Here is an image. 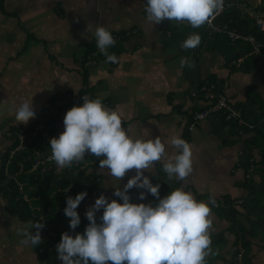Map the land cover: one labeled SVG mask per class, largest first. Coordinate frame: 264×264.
<instances>
[{"label": "crops", "instance_id": "crops-1", "mask_svg": "<svg viewBox=\"0 0 264 264\" xmlns=\"http://www.w3.org/2000/svg\"><path fill=\"white\" fill-rule=\"evenodd\" d=\"M257 1L260 4V0ZM232 2H244L245 7H252L249 0ZM89 24H102L113 36H124L123 50L114 52L119 58L117 62L99 59L92 52L95 45L97 53L101 50L96 37L88 30ZM192 33V25L186 20L165 18L159 23L148 20L146 0H0V264H48L43 248L49 241L45 232H41L39 243L33 248L23 247V234L19 229L35 219L21 221L10 205L11 198L1 190L7 185L3 173L4 151L13 145L14 133L32 127L43 109L56 102L69 103L81 96L82 100L100 97L105 107L121 115L122 127L134 139L160 136L166 146L165 154L143 170L153 184L155 178H159L160 198L179 187L191 192L198 201L209 203L210 197L221 203L228 195L237 200L235 207L240 213H243L242 200L253 206L252 199L261 195V191L257 193L256 190H261L264 173L250 176L260 178L250 190L241 184L244 173L238 165L249 158L260 159L252 144L255 133L223 123L220 116L209 117L190 130L189 118L190 113L206 105L199 89L215 78L218 84L223 82L221 85L229 102L233 106L242 105L252 122V110L256 107L248 104L247 91L251 86L257 95L264 96V77L263 88L256 81L264 71H253L249 75L232 73L231 57L226 58L213 50L207 40L209 34L198 46L183 48L182 42ZM89 53L91 58L87 63ZM181 57H187L191 66H182ZM32 94L37 112L27 121L19 120L15 114L16 105ZM57 129L61 133L64 123ZM174 136L184 138L192 152L193 170L182 180L175 175L170 178L163 168L178 151L171 144ZM51 153L49 149L47 154ZM103 158L86 151L77 168L69 170L70 166L61 167L56 161L53 164L55 173L75 169L82 171L85 177L96 178L95 184L85 189L87 196L77 206L81 221L87 220L85 212L101 194L108 197L109 202L116 199L122 203V199L114 195V188L123 189L128 179L136 174L135 169H130L123 177H115L95 162ZM88 159L91 160L88 162ZM83 160L85 163L80 166ZM15 179L21 182L18 177ZM127 191L134 203L154 206L159 199L147 189L136 186ZM140 192H145L143 200ZM65 207L66 204L58 206L53 212L57 217L50 223L52 229L58 234L68 231L73 236L76 232L83 233L70 228L71 218L65 215ZM102 212L103 208L95 213L98 223ZM241 217L245 216H238L242 222ZM212 220L213 227L209 230L213 234L228 226L213 210ZM30 231L34 234L35 227ZM225 236L229 242L234 241L232 235L226 233ZM225 246L231 247L230 244ZM258 246L253 243L252 264H264V261H256ZM259 251L263 252L260 248Z\"/></svg>", "mask_w": 264, "mask_h": 264}, {"label": "clouds", "instance_id": "clouds-1", "mask_svg": "<svg viewBox=\"0 0 264 264\" xmlns=\"http://www.w3.org/2000/svg\"><path fill=\"white\" fill-rule=\"evenodd\" d=\"M225 0H146L147 19L155 23L163 19L189 22L199 27L209 21L224 7ZM88 30L96 37L98 48L106 60L117 62L116 54L109 52L115 38L102 24H89ZM199 33L190 34L183 42V48H194L201 42ZM189 64L187 57H181V65ZM31 97L23 98L15 108L19 120L27 121L37 112ZM64 130L50 139L53 158L61 167L71 166L74 160L84 159L86 151L96 156L100 168H107L112 175L121 178L127 170L136 174L123 186L114 188V195L122 203L104 194L85 212L89 223L83 233L74 236L68 231L61 233L56 245L62 264H206L211 252L210 227L213 223L211 204L198 201L191 192L182 188L171 190L160 198V184H153L143 170L165 154V144L160 136L154 139H134L122 127L121 115L104 106L100 97H84L82 105H74L64 116ZM171 144L178 149L176 155L164 163L163 168L171 178L181 180L193 170L192 152L189 143L180 136H174ZM141 177H143L141 179ZM136 186L147 189L158 202H131L128 189ZM87 196L81 191L75 197L66 198L64 213L70 217L69 226L75 229L81 222L77 206ZM141 200L145 192H140ZM103 208L97 222L95 213ZM41 220L29 221L19 231L23 234L21 243L32 248L42 239ZM35 227L33 234L30 231Z\"/></svg>", "mask_w": 264, "mask_h": 264}, {"label": "trees", "instance_id": "trees-1", "mask_svg": "<svg viewBox=\"0 0 264 264\" xmlns=\"http://www.w3.org/2000/svg\"><path fill=\"white\" fill-rule=\"evenodd\" d=\"M226 1L227 6L225 10L214 18L215 25H227V30L229 31H235L236 33L243 36H254L255 39L260 42V54L254 51L253 45L250 42L240 39L231 41L226 32L210 35V39H207L209 44H212L213 50L217 51L222 56L226 58L231 57L229 65L230 71L232 73L248 74L253 71H264V30L257 28L253 17H251L247 11L240 7V4H246L244 3L246 1L241 2L240 4L237 2L233 3L232 0ZM255 11L257 13H264V0H260V4L255 8ZM192 29L193 33H199L201 35V41L208 37L206 23L199 27L192 26ZM113 37H118V39L115 40L114 45L109 47L110 52L112 51L119 53L123 50L122 45L124 42V36L121 37L119 35H114ZM96 51L97 48L95 45V48L92 52H95L96 56H99V59H106V56L103 52L98 51L97 53ZM90 54L91 53H89V55ZM90 58L91 55L87 59V63ZM209 81L210 82L206 83L205 85L215 84L216 86H220L218 91L224 92V88H222L223 86L221 85L223 84L222 81H220V84H218V80L215 78H211ZM80 94L83 95L82 92ZM247 95L248 104L256 107L252 110V122H250L246 117L244 113L245 109L242 105H237L234 107L240 110L242 119L247 124V126H243L241 128L239 127L238 129L255 133V136L252 137V144L254 148L258 150V154L260 156L258 161L253 158H249L247 162L238 165L239 167L241 166V169L244 173V179L242 181L243 183H241L242 186H246V188L252 190L253 181L250 179V176L257 172L264 173V99L257 95L254 88L251 86L248 88ZM79 98L81 101H83L82 96ZM74 103L75 99L67 103L66 108L73 107ZM59 116L63 117L64 115L60 114ZM190 120L191 118H189V121ZM221 120L223 123L227 122L222 117ZM233 126L236 127V125ZM18 157H21V154ZM90 160L91 159H88V162ZM95 162L99 163V160H96ZM84 163L85 160L80 163V166ZM16 169V166L13 165L12 171H15ZM29 169L30 164H27L26 171ZM81 172L82 171L76 172L75 169H73L68 172L64 171L62 173H55L53 168L48 170L47 168L39 167L35 173L29 174V176L28 174L23 173L18 177V179L21 182L26 183L25 191L28 193L29 197L34 199V197L39 196L41 200H43L41 202L33 201L31 205L44 206L43 209L47 211L48 208L55 210L58 206L66 204V198L68 196L75 197L77 193L95 184V177H85ZM159 172L162 171L159 170ZM159 174L162 175L161 173ZM158 181H160L159 178H155L154 184H157ZM260 184L261 195L252 199L253 206H249L245 201L242 200L240 206L241 209H243V213H240L239 209H236L235 207L237 205V200L230 199L228 195L223 197V201H221V203L217 199H215L216 204L213 205L210 203L212 210L218 215L220 219H224L228 223V226L217 234L210 232V247L211 252L214 255L206 257V264L212 263L214 260H219V258H221L219 248L228 244H230L231 247H237L240 245L238 251L243 250L242 261L240 264H252L253 256L251 255V250L253 243H257L260 246V249L264 252V180H262ZM66 186H69V190H66ZM58 188L60 190H58ZM1 190L5 191L7 196L11 198L10 205L14 209V214H16L21 221H26L28 219H35V221L40 220L38 218V211L31 210L29 204L24 201L20 200L17 202L15 200V198L19 197L15 182L12 181L7 183L6 187H3ZM239 215L245 216L243 218L248 222V224H250L249 227H246L241 221L238 220ZM56 217L57 214L48 215L49 223H51ZM87 220L81 221L76 229L79 231L82 230L84 232L86 225L89 223ZM53 230L54 229H47L45 227L41 229L42 233L45 232V234H49V241L46 245H44L43 254L48 258V264H62V260L60 263L57 261L58 252L56 245H53V243H59L61 236L53 237L51 235ZM226 233L232 235L234 237V241L229 242L225 236ZM247 236H249V239L246 238ZM233 254L236 255L237 253L234 252ZM220 261L222 262L221 259ZM109 264H112V262H109ZM228 264L239 263L235 260H231L228 262Z\"/></svg>", "mask_w": 264, "mask_h": 264}, {"label": "built area", "instance_id": "built-area-1", "mask_svg": "<svg viewBox=\"0 0 264 264\" xmlns=\"http://www.w3.org/2000/svg\"><path fill=\"white\" fill-rule=\"evenodd\" d=\"M227 6V1L225 0L224 7L222 10L218 12L220 14L225 10ZM216 14L214 17L210 18L209 21L206 22V30L210 35L215 33H223L226 32L231 41L234 40H243L250 42L253 45L254 51L260 54L259 47L260 42H258L254 36H243L235 31L227 30V25L217 26L214 23V18L218 15ZM255 20V25L257 28L264 30V14H254L251 15ZM220 86H216L215 84L203 85L199 92L203 94V97L206 99V105L200 109L199 111L190 113L191 123L189 125V129L191 130L193 126H197L212 116H220L225 119V121L236 125L237 127L247 126L246 122L242 119L240 110L236 109L228 100L224 92L218 91ZM64 105H63V104ZM56 103L51 107H47L42 111L40 119L30 128L24 129L22 128L18 132L14 133V143L11 147L4 151L5 159H4V176L5 180H13V177H19L21 174H33L39 167L47 168L48 170L53 167L55 160L53 158V153L47 154L50 147V139L54 136H58L60 133L58 132V125L64 123V116L67 111L66 103ZM78 103H82L80 98L78 97L75 100L76 106L80 105ZM57 105V106H56ZM63 114V117L59 115ZM251 127V126H249ZM21 154V157H18ZM30 164V169L26 171V165ZM13 165L16 166V170L12 171ZM79 166V160H75L74 163L71 164V167L77 168ZM26 186L25 182H21ZM17 189H19L20 185L17 183ZM18 190L19 197L17 200H22L29 204L30 209L32 210L33 206L30 204L33 201H40L41 198L39 196L34 197L32 199L29 197L28 193L25 191ZM33 200V201H32ZM35 207V206H34ZM37 209L40 208L39 205H36ZM42 222L43 217H41ZM239 250V247L233 248V253H237L234 255V260L239 264L242 261V251Z\"/></svg>", "mask_w": 264, "mask_h": 264}, {"label": "rangeland", "instance_id": "rangeland-1", "mask_svg": "<svg viewBox=\"0 0 264 264\" xmlns=\"http://www.w3.org/2000/svg\"><path fill=\"white\" fill-rule=\"evenodd\" d=\"M248 4H250L252 7H251V9H250V6H249V8H247V7H245L244 5H241L240 7L243 9V10H245V11H247L248 12V14L250 13V16L251 15H254V14H260V13H257L256 11H255V8L259 5V1H255V0H249V3ZM252 17V16H251ZM110 47V46H109ZM109 52H110V48H109ZM257 72V71H256ZM249 74H251V73H248L247 75H249ZM260 74V76H262L261 78L260 77H258L257 75V80L256 81H258L259 83H260V88H263V86H262V84H261V81L263 80V77H264V73L263 72H261V73H259ZM261 97V96H260ZM264 97V96H263ZM262 97V98H263ZM264 99V98H263ZM56 103H62V102H56ZM64 103H66L67 104V102H64ZM84 103V100H83V102L80 104V103H78V104H80V105H82ZM63 104V103H62ZM75 104V103H74ZM73 104V105H74ZM64 105V104H63ZM57 106V105H56ZM79 106V105H78ZM46 109V108H45ZM44 110V109H43ZM41 114H42V112H41ZM59 132V131H58ZM254 172H256V171H254ZM3 173H4V171H3ZM2 173V174H3ZM16 177H13V182H15V183H19V185H20V187H19V189L18 190H22V191H24V184L23 183H21V182H19L18 180H16L15 179ZM262 178L264 179V176H262ZM253 182H252V186L253 185H255V184H258L259 182H260V178L259 177H257V176H255V178L253 177H251L250 178ZM10 180H11V178H10ZM10 180H6V182L8 183V182H11ZM258 186V185H257ZM58 190H60L59 188H58ZM66 190H69V188H67ZM261 190H259V189H257L256 190V192L257 193H259ZM33 201V200H32ZM41 201H43V200H40V201H38V202H41ZM30 204H32V202L30 203ZM40 206V208H38L37 209V207L35 206H33V208H32V210H34V211H38L39 212V216H38V218L42 221V219H41V217H43V221L45 222V228H47V229H52L53 227H52V224H50L49 223V220H48V215H50V214H53V212H56V210L58 209H55V210H51L50 208H48L47 209V211L46 210H44L43 208H44V206H41V205H39ZM100 215H102V214H100ZM241 219H242V223L246 226V227H249V225L250 224H248V222L243 218V217H241ZM211 227H213L212 225H211ZM214 227H215V225H214ZM213 230H214V228H213ZM51 232V231H50ZM58 232V231H57ZM55 230H53L51 233V235L53 236V237H55V236H61V234H58ZM77 233V232H76ZM217 234V233H216ZM71 235H73V234H71ZM46 236L48 237L49 236V234H46ZM247 239H249V236H247L246 237ZM48 239H49V237H48ZM60 240H61V238H60ZM53 245H57V243H53ZM23 247H25V245H23ZM237 247H239L240 248V245L239 246H237ZM233 248H234V246H232V247H229V246H222V247H220L219 248V252H220V254H221V258H219V260H214L212 263H209V264H228V262L229 261H231V260H234V254H233ZM259 248H260V246H258L257 247V249H256V251H258V255H257V257H256V261H264V252H260L259 251ZM24 249V248H23ZM225 249H227V253L225 252ZM212 255H214L212 252H210L209 253V255L208 256H212ZM263 255V256H262ZM260 256V257H259ZM58 260V263H60L61 262V260L59 259V258H57ZM206 259V258H205ZM220 259L222 260V262L220 261ZM253 259V258H252ZM261 264V263H260Z\"/></svg>", "mask_w": 264, "mask_h": 264}]
</instances>
